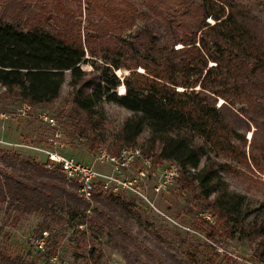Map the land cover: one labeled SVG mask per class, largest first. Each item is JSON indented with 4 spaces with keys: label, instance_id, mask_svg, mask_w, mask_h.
<instances>
[{
    "label": "trees",
    "instance_id": "obj_1",
    "mask_svg": "<svg viewBox=\"0 0 264 264\" xmlns=\"http://www.w3.org/2000/svg\"><path fill=\"white\" fill-rule=\"evenodd\" d=\"M31 1L0 0V97L25 101L29 110L51 107L66 81L68 102L56 115L72 136L84 135L91 143L103 103L128 109L121 145L111 153L134 144L146 130L142 152L152 162L178 166L179 186L194 191L202 209L197 219L207 235L212 237L215 227L231 228V235L236 231L255 241L264 255V203L252 215L246 195L226 178L264 170V3L76 0L72 8L62 0ZM116 69L128 70L123 93L115 91ZM47 163L46 157L38 163L11 152L0 168V205L13 223L25 214L41 216L34 232L44 240L45 251L37 249L44 259L55 255L60 240L52 223L84 216L77 225L98 228L99 216L113 218L106 204L120 205L118 195L102 196L99 188L84 199L75 181ZM204 211L213 215V224ZM110 229L122 237L114 246L125 252L124 241L133 236L121 225ZM85 231L79 230L75 246L86 247L84 259L95 264L100 252ZM171 261L158 255L155 264L178 262ZM0 264L38 263L28 250L0 248Z\"/></svg>",
    "mask_w": 264,
    "mask_h": 264
},
{
    "label": "rangeland",
    "instance_id": "obj_2",
    "mask_svg": "<svg viewBox=\"0 0 264 264\" xmlns=\"http://www.w3.org/2000/svg\"><path fill=\"white\" fill-rule=\"evenodd\" d=\"M53 1L32 0L31 2L32 4L46 2L50 5ZM248 1L264 3V0ZM62 2L69 7H76V0H62ZM81 9L82 19V1ZM80 28L82 30V24ZM85 54L88 56L86 51ZM85 67L89 68L88 65ZM135 70L142 71V68L137 67ZM114 72L120 80L115 91L123 93L122 77L128 73V70L116 69ZM67 91L65 81L51 107H32L23 116L14 114V107L20 102L0 97V112L5 111L8 114L6 117L0 116V168L3 167V155L11 152L38 163L44 162L45 153L34 147L57 151L99 169L107 168V164L102 165L95 160V152L99 148L111 152L110 150L121 145L118 141L120 127L131 112L113 102L103 103L101 118L93 129L95 138L91 143L84 135L72 136L69 133L68 123L63 117L56 115V111L62 105H67L69 98ZM219 102H221L220 98L217 100V103ZM41 111L55 117L60 131L57 138L53 137L52 128L38 122L36 114ZM146 135V130L141 131L134 144L144 145ZM249 135L250 131H246L247 140ZM165 163L152 162V167L147 170L146 176L138 178L135 173L140 163L137 160L133 161L124 170L128 179L135 177L132 182L133 189L101 190L102 196L108 195L109 192L118 195L116 200L120 205L106 204L109 209H113V218L99 216L98 228L86 227L84 224L77 225L76 222L83 220L84 216L52 223L60 240L55 255L49 259H44L42 254L40 255L42 251L37 250L39 248L32 243L36 239L34 229L41 216L29 213L22 215L16 223H13L10 216L4 213V204H1L0 248L10 253H24L28 250L38 264H90L83 257L86 255V247L80 244L75 246L79 230L86 229L84 234L88 242L100 252L95 264H155L158 255L168 261L175 257L178 262L174 264H264V255L256 247L255 241L245 238L241 233L235 231L231 235L229 231L231 228L224 230L215 227L212 237L207 235V229L197 219L202 209L192 196L194 191L180 188L178 176L164 188L154 189L159 168ZM226 178L231 188L246 195L248 205L253 208L252 215L257 214L262 209L261 203H264V170L262 172L246 170L245 173L226 175ZM92 202L89 207L92 206ZM106 206H103L104 209H107ZM124 209L129 210V213ZM204 213L210 216L211 220H207L213 224L215 220L213 215L209 211ZM86 214L95 213L86 211ZM117 225L125 227L134 238L131 242L124 241L127 244L125 252L114 246V239L122 240L119 234L110 229ZM139 243L147 246L152 255L150 256L147 250L141 249ZM43 249L44 245L40 250Z\"/></svg>",
    "mask_w": 264,
    "mask_h": 264
},
{
    "label": "built area",
    "instance_id": "obj_3",
    "mask_svg": "<svg viewBox=\"0 0 264 264\" xmlns=\"http://www.w3.org/2000/svg\"><path fill=\"white\" fill-rule=\"evenodd\" d=\"M4 86L0 84V91ZM29 104L25 101L20 102L14 107V114L23 116L29 111ZM8 114L5 111L0 112L1 117H6ZM38 122L44 123L53 129V137L57 138L60 135L56 120L51 116L41 111L36 114ZM61 145V143H58ZM43 151L48 159L46 166H58V169L64 175L67 181H75L77 184V193L84 199L91 198V194L96 187L100 190L115 191L117 188L133 189L134 178L128 179L124 171L133 161L140 163L136 170L135 176L138 178L145 177L147 170L152 167L151 155L144 154L139 145L124 144L120 147L117 154H113L104 148H99L95 152L94 158L102 165L107 164V168L99 169L92 164L84 163L74 159L71 156H64L57 151L34 147ZM125 172V173H124ZM179 173L178 166L173 162H166L159 168L158 180L155 183L154 189L158 190L169 185ZM208 220H211L208 214H203ZM38 248L42 249L44 240L42 238L35 239L32 242Z\"/></svg>",
    "mask_w": 264,
    "mask_h": 264
}]
</instances>
